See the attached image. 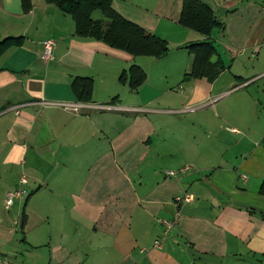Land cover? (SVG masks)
<instances>
[{
    "label": "crops",
    "instance_id": "1",
    "mask_svg": "<svg viewBox=\"0 0 264 264\" xmlns=\"http://www.w3.org/2000/svg\"><path fill=\"white\" fill-rule=\"evenodd\" d=\"M200 1L209 35L179 23L181 0L111 1L167 42L154 58L77 36L45 0H0V40L21 38L0 55V264L264 263V0ZM203 41L222 70L185 80V46ZM132 65L146 73L136 89L119 81ZM76 77L101 108L41 103L77 100ZM174 214L164 232L157 219Z\"/></svg>",
    "mask_w": 264,
    "mask_h": 264
},
{
    "label": "trees",
    "instance_id": "2",
    "mask_svg": "<svg viewBox=\"0 0 264 264\" xmlns=\"http://www.w3.org/2000/svg\"><path fill=\"white\" fill-rule=\"evenodd\" d=\"M25 2L27 0H24ZM56 5L61 11L70 15L74 22L75 34L79 37L102 41L110 47L123 50L133 56H150L160 58L168 53L167 42L147 32L137 24L126 20L111 6L112 0H45ZM27 5V9H28ZM99 11V19L93 13ZM179 23L187 28L209 35L218 22L214 11L200 0H181ZM21 38L0 40V55ZM192 55V62L185 80L206 76L213 80L222 70L221 63L214 61L216 51L209 41L195 42L185 46ZM146 79L145 71L138 65H132L119 75V81L127 82L131 89L138 88ZM72 91L81 101H90L93 91V80L90 77H76L71 83ZM264 193V189L261 190Z\"/></svg>",
    "mask_w": 264,
    "mask_h": 264
},
{
    "label": "built area",
    "instance_id": "3",
    "mask_svg": "<svg viewBox=\"0 0 264 264\" xmlns=\"http://www.w3.org/2000/svg\"><path fill=\"white\" fill-rule=\"evenodd\" d=\"M262 42H264V39H262ZM55 41L52 38H46L42 40V50L40 53V58L43 60H49L52 58L53 54V48L55 46ZM42 104H51L54 106H57L61 108L64 111L79 114L82 110H89V109H95V108H101V105L92 103L90 101H81V100H75V101H56V102H41ZM175 172L173 171H167L166 174L168 175H174ZM19 183L21 185L27 183V178L25 175H21L19 179ZM26 193V190L20 186L17 188H14L12 190H9L6 192L5 196V205L9 206L13 203L14 198H22L23 195ZM193 200V195L190 193H184L181 195H177L174 198L175 203L180 202H190ZM178 214H174L172 219H166V218H158L157 222L161 224L164 227V232H166L170 227H172L177 222ZM154 246H160V241L158 239L154 240L153 242Z\"/></svg>",
    "mask_w": 264,
    "mask_h": 264
},
{
    "label": "rangeland",
    "instance_id": "4",
    "mask_svg": "<svg viewBox=\"0 0 264 264\" xmlns=\"http://www.w3.org/2000/svg\"><path fill=\"white\" fill-rule=\"evenodd\" d=\"M102 17V15H101V13L99 12V11H95L94 13H93V18L94 19H99V18H101ZM179 90V89H178ZM181 90H182V88H181ZM189 110H192V111H194L195 110V106H191L190 108H188ZM156 118H161V119H163L162 117H156ZM162 121V120H161ZM171 121H174L173 123L174 124H176V126H178V124H179V120L178 119H172ZM163 123V122H162ZM162 123H160L159 125H163ZM191 123H190V121L188 122V125H190ZM189 128H190V126H189ZM180 169V168H179ZM169 171V170H168ZM173 171V170H172ZM173 172H175V171H173ZM177 173H178V170H177ZM5 198H6V196L4 195V204H5ZM16 199H19V198H14L13 199V203L15 202V200ZM12 203V204H13ZM11 204V205H12ZM11 205H9V206H11ZM3 206V205H2ZM6 206V205H5ZM9 206H7V207H9ZM254 264H258V263H256V262H253ZM262 264H264V263H262Z\"/></svg>",
    "mask_w": 264,
    "mask_h": 264
}]
</instances>
